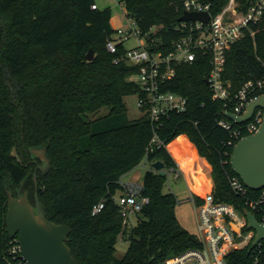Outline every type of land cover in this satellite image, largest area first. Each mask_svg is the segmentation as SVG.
Masks as SVG:
<instances>
[{
    "label": "trees",
    "instance_id": "trees-1",
    "mask_svg": "<svg viewBox=\"0 0 264 264\" xmlns=\"http://www.w3.org/2000/svg\"><path fill=\"white\" fill-rule=\"evenodd\" d=\"M228 1L219 0L214 11ZM123 2L155 49L168 51L181 36L176 29L181 0ZM112 16L111 8L96 0H0V264L21 260L20 251L11 252L17 236L7 230L8 198L9 192H28L35 203L36 169L41 207L49 219L71 227L68 244L79 264H160L199 244L196 232L178 219L177 195L164 191L168 173L149 167L143 178L149 203L138 215L126 254L116 255L123 229L116 197L124 191L122 177L143 160L160 159L167 171H179L173 154L198 191L201 183H210L209 162L216 198L235 204L242 214L251 209L229 182L238 175L230 162L234 145L230 130L219 123L226 107L212 97L208 57L177 66L168 88L189 98V110L165 117L156 131L163 144L153 143L151 119L127 116L125 96L140 92L133 78L138 67L115 61L125 53V41L117 42V53L108 50L115 34ZM252 29L227 53L223 77L233 94L245 81L264 77V15ZM91 49L95 55L89 60ZM105 106L107 114L91 117ZM16 146L23 162L13 154ZM42 147L48 161L32 151ZM259 192L249 189L250 195ZM100 202L104 207L94 213ZM251 243L232 250L227 264H255L258 248L249 252Z\"/></svg>",
    "mask_w": 264,
    "mask_h": 264
},
{
    "label": "built area",
    "instance_id": "built-area-1",
    "mask_svg": "<svg viewBox=\"0 0 264 264\" xmlns=\"http://www.w3.org/2000/svg\"><path fill=\"white\" fill-rule=\"evenodd\" d=\"M219 0H181L184 11L208 12V21L183 20L179 21L176 29L181 36L174 41L168 51L155 49L148 35H143L137 22L129 18L127 27L115 29V34L107 41V48L117 53V42L126 41L132 36L138 39V45L127 48L125 53L116 56L115 61H127L138 67L133 78L140 85L139 107L154 124L155 136L153 143H162L157 129L165 117L173 113H186L189 110V98L168 88L169 81L174 78L177 66L181 63L195 61L199 56L209 59L210 71L208 84L212 89V97L224 102V113L243 114L248 104L264 94V77L249 79L234 94L231 83L224 79L223 73L227 61V53L253 25H259L264 15V0H229L218 11ZM94 8L97 5H93ZM183 11V13H184ZM253 30V29H252ZM253 32V31H252ZM136 77V78H135ZM264 118V108L257 107L252 117L236 123L227 115L219 120L225 129L230 130V145H235L243 133L249 134L258 130ZM234 123L237 125L234 126ZM174 172L180 175L179 171ZM233 191L241 195L246 205L250 206L257 218L264 222V187L258 195H250L249 188L239 175L229 178ZM123 193L117 195L120 214L123 219V229L120 236L129 240L131 231L137 224V218L144 206L149 203V197L143 194V183L124 182ZM196 214V234L199 244L178 254L170 256L160 264H227L228 254L237 248H242L253 241L255 231L248 227L245 214H242L233 203L218 200L210 190L204 195H191ZM104 207L100 202L94 206L93 212L98 213ZM260 216V218L258 217ZM249 229H246V228ZM262 241V240H261ZM254 248L255 264H264L262 242ZM20 251L18 237L14 239L11 252ZM21 256V253H20ZM19 264H27L22 258Z\"/></svg>",
    "mask_w": 264,
    "mask_h": 264
},
{
    "label": "water",
    "instance_id": "water-1",
    "mask_svg": "<svg viewBox=\"0 0 264 264\" xmlns=\"http://www.w3.org/2000/svg\"><path fill=\"white\" fill-rule=\"evenodd\" d=\"M209 18L208 12L184 11L179 21L196 19L208 21ZM94 55L95 52L91 49L87 58L92 60ZM257 107L264 108V94L251 101L243 114L227 112L226 115L236 123H243L252 117ZM32 151L42 160L48 161L46 148H34ZM13 154L16 156L15 150ZM18 160L21 161L19 157ZM230 162L234 171L249 188L259 190L264 187V118L257 131L244 135L236 142ZM150 167L162 175L167 174L165 162L160 159L151 162ZM34 179L35 203L29 199L28 192L19 193L17 196L9 192L6 216L9 235L18 237L20 253L27 264H79L68 244L71 227L49 219L41 207L37 169ZM245 216L248 227L255 231L249 248L251 252L264 239V222L249 209L245 211Z\"/></svg>",
    "mask_w": 264,
    "mask_h": 264
},
{
    "label": "rangeland",
    "instance_id": "rangeland-1",
    "mask_svg": "<svg viewBox=\"0 0 264 264\" xmlns=\"http://www.w3.org/2000/svg\"><path fill=\"white\" fill-rule=\"evenodd\" d=\"M97 4L101 8L110 7L113 13L114 28L127 27L129 24V17L126 15L125 6L123 0H96ZM138 39L135 36L130 37L125 41V46L127 48L137 46ZM136 78V77H135ZM139 94L131 93L125 96V103L127 106V116L130 120L138 119L144 115V111L138 105ZM109 112L108 107H102L98 112L90 114L91 117H99L107 114ZM16 152V157L20 158L23 162V153L20 152L18 147H14ZM13 150V151H14ZM199 153V152H198ZM35 156H37L35 154ZM38 161L37 158L31 157ZM177 159V158H176ZM178 160V159H177ZM41 164V163H40ZM150 167V163L143 160L141 164L135 167L132 171L128 172L122 177L124 182H136L139 184L143 183V178L146 170ZM212 165L209 166L208 176H211ZM35 173V172H34ZM37 180L38 173H37ZM164 191L173 192L177 195L178 204L176 207V213L180 223L191 232H196V214L194 210V204L191 200V191L188 183L184 177L183 172L180 175H176L174 172L168 173L167 181L164 185ZM130 245V241L122 236H119L118 242L115 246V253L118 257H123Z\"/></svg>",
    "mask_w": 264,
    "mask_h": 264
},
{
    "label": "crops",
    "instance_id": "crops-1",
    "mask_svg": "<svg viewBox=\"0 0 264 264\" xmlns=\"http://www.w3.org/2000/svg\"><path fill=\"white\" fill-rule=\"evenodd\" d=\"M125 12H126V8H125ZM126 15H127V13H126ZM112 24H113V27H115L114 26V22H113V16H112ZM182 135H184V136H186L187 137V139L189 140V142L191 143V144H193V146H195V148L197 149V151H198V148H197V146L190 140V138H189V136L187 135V134H181V135H179L178 137H180V136H182ZM177 137V138H178ZM177 138H175L174 140H176ZM173 140V141H174ZM172 141V142H173ZM169 145H170V143L167 145V148L169 149V151H170V148H169ZM199 152V151H198ZM170 153L172 154V152L170 151ZM199 154V153H198ZM172 156L174 157V159L176 160V162L178 163V166H179V169L181 170V172H183V174H184V177H185V179H186V181H187V183H188V186H189V188H190V191H191V195L192 194H195V195H204L206 192H208V191H210V190H213V187H214V180H213V177H212V174H211V176L209 177V181H210V183L208 184V182H203V183H201V185H202V189L201 190H196L194 187H193V185H192V176L191 175H189V174H187L186 173V171H185V169L182 167V165H181V163L179 162V160H177L176 159V157L172 154ZM199 156L202 158V159H204V160H206L207 162H208V160L205 158V157H203V156H201L200 154H199ZM208 164L210 165V163L208 162ZM212 171V170H211ZM211 173V172H210Z\"/></svg>",
    "mask_w": 264,
    "mask_h": 264
},
{
    "label": "flooded vegetation",
    "instance_id": "flooded-vegetation-1",
    "mask_svg": "<svg viewBox=\"0 0 264 264\" xmlns=\"http://www.w3.org/2000/svg\"><path fill=\"white\" fill-rule=\"evenodd\" d=\"M40 166H42V165H40Z\"/></svg>",
    "mask_w": 264,
    "mask_h": 264
}]
</instances>
